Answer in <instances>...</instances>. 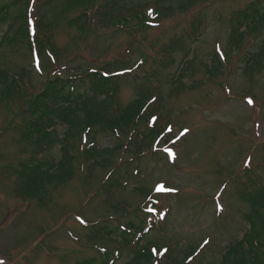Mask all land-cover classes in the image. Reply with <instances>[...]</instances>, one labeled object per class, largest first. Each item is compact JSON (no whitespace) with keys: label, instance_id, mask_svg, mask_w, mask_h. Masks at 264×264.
<instances>
[{"label":"rangeland","instance_id":"obj_1","mask_svg":"<svg viewBox=\"0 0 264 264\" xmlns=\"http://www.w3.org/2000/svg\"><path fill=\"white\" fill-rule=\"evenodd\" d=\"M66 1L0 0V70L21 84L0 95V264H99L111 256L122 264L148 241L150 249L167 252L158 258L152 253L153 264H170L171 257L183 264L190 246L201 264H216L249 228L247 194L253 185L264 187V65L247 66L264 27L243 26L242 39L234 30L237 15L257 0H93L68 10ZM138 4L148 17L159 7L163 18L142 27L131 17ZM28 13L37 42L42 29L49 32L35 52ZM23 29L26 34H18ZM214 56L216 76L207 70ZM117 66L126 71L120 106L150 81V112L158 119L148 127L159 122L171 134L140 154L143 142L134 138L137 146L117 151L105 168L84 157L78 137L66 182L48 185L43 197L22 191L25 163L61 155L60 145L44 150V157L34 153L26 135L29 98L51 74L108 67L112 75ZM91 141L110 148L121 142L100 129ZM149 207L158 212L152 215ZM129 223L142 230L130 233ZM103 226L106 233L119 228L123 240L100 235ZM259 250L264 264V245Z\"/></svg>","mask_w":264,"mask_h":264},{"label":"trees","instance_id":"obj_2","mask_svg":"<svg viewBox=\"0 0 264 264\" xmlns=\"http://www.w3.org/2000/svg\"><path fill=\"white\" fill-rule=\"evenodd\" d=\"M91 2L93 0H67L65 9L85 6ZM138 6L133 10L131 17L137 18L138 24H141L142 27H150L152 24L160 22L163 14L158 6V10L154 11L151 17L147 15L148 9H144L139 4ZM85 12L83 14L84 19H87ZM129 18L125 17L124 19ZM80 19L84 20L82 17ZM237 19L238 24L234 30L241 39L243 26H246L245 29H249L252 25L264 27V0H257L254 7L249 9V12H240L237 15ZM121 20L123 19L119 21ZM24 33L26 34L23 29L18 34ZM3 37L7 38L6 35ZM175 48L176 46L173 45L171 50ZM248 59L250 60H247V66L250 70L254 67L262 68L264 65V40L258 51L251 54ZM213 61L214 64L209 66L207 70L208 74L216 76L215 74L218 73L219 67L216 56H214ZM116 63L118 64L119 62L116 61ZM76 69L77 71H69L68 75L50 76L45 87L29 98L31 104L28 111L30 109L29 113L31 114L30 120L26 125V135L28 141L33 145L34 153L36 154V151H38L39 156H42L44 150L59 145L61 150L60 157L49 156L44 159H38L40 161L37 164L32 160L25 163V181L22 191L29 195L38 193L35 196L40 195V197H43L48 185L66 182L72 176L73 164L76 159L72 152H75L77 148L76 140L78 137H81L84 157L91 163L96 164V166L105 168L107 164L112 163V158L117 151L119 152L121 149L122 152L128 151L130 143H135L134 145L137 146V141L134 138L139 136L141 137V142H143L136 149V152L140 154L145 152L144 148L153 146L157 138L167 135L166 126L164 127L159 122L152 127H148L151 117L154 116L150 112V106L155 104V102L150 101V94L147 91L150 81L142 82L139 87L138 97L127 107L122 108L117 102L122 76L111 75L108 67L105 70L98 69L92 72L80 67ZM112 69L118 71V66ZM17 80L19 81L20 77L15 79L12 72L0 70V95H8L12 88L14 89L16 83L20 84ZM180 82L181 79L177 82L171 81V84L175 86ZM59 122L66 126L63 132L56 128ZM98 129L109 130L115 136L117 135L121 142L111 148L103 147L96 141H91L93 143H90L92 135H95ZM140 149L143 150L140 151ZM252 188V191L247 194L250 201V210L244 216L249 228L243 239L227 245L226 250L216 264H261L263 260L259 247L264 245V187L253 185ZM127 228L130 233L133 230L135 233L142 230L136 229L131 223L127 224ZM106 229L108 228L103 226L98 233L100 235H109V238L111 237L117 241L119 239L123 240L119 228L113 227L108 233L105 232ZM195 250L196 248L190 246L184 253L187 258L192 257ZM121 255L122 250H120V258ZM171 259L170 264H182V261L179 262L176 257H171ZM154 260L149 243H146L140 246L135 253L131 254L129 260L122 264H153ZM185 260L183 264H201L199 259L193 258L192 260L194 261L192 263L189 261L187 263ZM110 261V258H108L99 264H109ZM86 264L98 263L90 260Z\"/></svg>","mask_w":264,"mask_h":264},{"label":"snow or ice","instance_id":"obj_3","mask_svg":"<svg viewBox=\"0 0 264 264\" xmlns=\"http://www.w3.org/2000/svg\"><path fill=\"white\" fill-rule=\"evenodd\" d=\"M151 11V10H150ZM249 103H251V100H249ZM158 188L159 189H162L163 188V186L162 185H160V186H158ZM207 243V242H206Z\"/></svg>","mask_w":264,"mask_h":264}]
</instances>
